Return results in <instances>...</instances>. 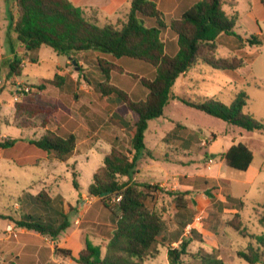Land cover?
Wrapping results in <instances>:
<instances>
[{
  "label": "rangeland",
  "instance_id": "rangeland-1",
  "mask_svg": "<svg viewBox=\"0 0 264 264\" xmlns=\"http://www.w3.org/2000/svg\"><path fill=\"white\" fill-rule=\"evenodd\" d=\"M92 1L86 0L88 3L80 7L87 18H95L100 24H115L127 18L130 0H121L122 6L117 8V13L109 11L110 0ZM154 1L169 22L181 14L188 0L180 1L173 13V0ZM8 6V1L0 0V143L14 139L15 144L5 149L0 146V264H78L57 250H70L72 256L78 258L88 240L105 253L114 225L110 212L98 198L89 195L88 187L112 147L124 152L132 149L130 132L117 124L116 114L131 123L137 119L124 104H113L96 91L95 83L101 78L100 60L121 69L111 72V84L135 101L144 100L148 93L139 78L153 79L155 68L140 60L115 59L97 51L77 54L73 60L47 46L33 53L18 46L23 74L10 77V43L17 45L18 41L16 33L9 28ZM226 9L231 12L233 8L226 5ZM239 23L236 30L241 34H248V37L253 34L251 30L239 27ZM260 27L262 46L248 51H244L245 47L241 48L237 40L234 42L232 36H222L218 40V58L242 56L245 52L252 56L239 70L240 77L236 74V79L230 71L202 64L180 77L173 92L196 101L218 99L230 105L235 95L244 90L249 96L245 111L264 122V23ZM162 39L167 43L168 51L175 50L177 37L172 32L164 31ZM56 75L71 78L73 82L67 80L62 88L50 85L40 89L44 80H52ZM20 83L31 90L22 95L20 101H15ZM32 100L49 107L51 114L33 118L19 116L15 104ZM45 127L62 136L75 134L76 150L67 162L40 152L31 144L46 134ZM145 142L147 150L139 160L135 178L158 184L165 190L190 191L188 198L194 199L187 210L181 211L192 219L184 230L186 236H191L193 229L198 234L194 235L189 248L196 252L203 247L221 257L225 264H249L238 258L237 253L245 251L250 244L256 247L258 244L229 226L236 209L221 207L218 202L228 205V195L241 200L240 212L247 232L264 236V225L260 222V217L264 216V130H243L175 100L166 106L164 116L149 122ZM239 142L245 143L253 152V162L247 171L228 167L224 158L229 147ZM74 178L79 189L73 186ZM206 189L211 191L212 197L206 195ZM42 191L52 198V203L47 207L38 203L36 209L46 216H55L63 207L71 222L57 239L33 230L23 232L16 224L22 213L30 210V205H23L20 198L27 192L37 195ZM154 203L165 217L169 230L175 231L180 220L173 198L160 192ZM259 249L263 251V248ZM262 259L264 261V256ZM146 264H172L167 248L158 246V253Z\"/></svg>",
  "mask_w": 264,
  "mask_h": 264
},
{
  "label": "trees",
  "instance_id": "trees-1",
  "mask_svg": "<svg viewBox=\"0 0 264 264\" xmlns=\"http://www.w3.org/2000/svg\"><path fill=\"white\" fill-rule=\"evenodd\" d=\"M6 1L9 3V28L16 33L18 41L17 45H12L14 56L8 64L10 77H21L23 74L22 61L16 49L18 46L27 53L47 46L73 60L77 54L97 51L115 59L128 57L140 60L155 68L153 79L139 78L148 93L144 100L135 101L128 93L111 84V72L121 69L116 64L100 60L101 78L95 83L96 91L113 104H124L137 117L131 123L119 113L116 114L117 124L130 132L132 149L124 152L112 147L105 154L103 164L94 173L88 187L89 195L98 198L110 212V220L114 225L105 253L88 240L78 258L73 257L70 250L58 249V253L74 259L78 264H146L158 253V246H163L167 248L172 264H225L221 257L203 247L196 252L189 248L195 239L194 235L198 234L193 229L192 235L186 236L184 230L192 223V219L181 211L187 210L189 202L194 201L193 197L188 198L191 192L165 190L158 184L138 181L135 174L139 160L147 150L145 138L149 122L164 116L165 108L171 101L179 100L249 132L264 130V122L245 111L249 96L244 90L235 95L230 105L218 99L196 101L173 92L176 81L199 65L206 64L214 69L234 72L248 64L252 56L246 52L242 56L218 58L216 53L220 37L234 36L241 48L262 46V35L243 37L236 32L240 14L233 9L230 12L226 5L234 8L237 0H195L169 22L154 0H130L127 18L115 24H100L95 18L85 17L80 7L71 0ZM262 3L264 5V0ZM167 30L177 37L174 51H168V45L162 39V33ZM67 80L73 82L71 78L56 75L52 80H44L39 87L45 89L51 85L62 88ZM15 109L19 116L28 118L51 114L49 107L38 105L34 100L16 103ZM46 130V134L31 141V144L53 154L59 161L67 162L76 150V136L71 133L62 136ZM14 144L15 140H12L2 142L0 146L5 149ZM224 158L228 167L247 171L253 162V152L245 143L239 142L228 149ZM73 186L79 189L75 178ZM160 192L172 197L178 209L176 216L180 222L175 231L169 230L165 217L155 207L154 202ZM205 193L209 197L213 196L209 189ZM227 200L228 205L223 202H218V205L236 209L229 226L242 237L252 238L258 244L257 247L250 244L245 251H238V258L249 264H264V236L247 232L240 212L243 207L241 200L231 195L227 196ZM20 202L30 205V210L22 213L21 219L16 221L19 228L57 239L71 225L63 207L56 211L55 216H46L36 209L38 203L45 207L51 205L52 198L45 191L37 195L27 192ZM260 222L264 225V216L260 217ZM259 248H263V251Z\"/></svg>",
  "mask_w": 264,
  "mask_h": 264
},
{
  "label": "crops",
  "instance_id": "crops-1",
  "mask_svg": "<svg viewBox=\"0 0 264 264\" xmlns=\"http://www.w3.org/2000/svg\"><path fill=\"white\" fill-rule=\"evenodd\" d=\"M180 1H186V0H173V2H172L173 9H171L172 13L179 6ZM71 2L77 7H81V5H85L88 3V2H86V0H71ZM194 2H193V0H188L187 2H185L184 3L185 4L184 10L187 9L188 7H190ZM129 4L130 3H128V5ZM119 6H122L121 0H110L108 3V9L111 13H117V8H120ZM126 6H127V4L125 3V7ZM233 10L240 14L241 20H240L239 24H241V26L239 25V27H245L246 29L251 30V32L253 33L252 35H254V34L262 35V29L260 27V24L264 23V5L262 3V0H237L236 5L234 6ZM236 32L238 34L242 35L243 37H248V34L243 35L238 30H236ZM232 37L235 38L234 36H232ZM235 40H236V38L234 39V42H235ZM12 45L15 46L16 44L11 41V43H10L11 51H12ZM233 47H235V46H233ZM250 49L251 48L246 46L243 50L248 51ZM11 56L13 57L14 54L12 53ZM12 57H10V58H12ZM0 59H2L1 54H0ZM239 70L234 71V72H230V73L233 74V76L237 79L238 77L236 74H239V77H240V71ZM71 134H74V133H71ZM232 145H234V144H232ZM39 150H40V152H43V153L45 152L42 149H39ZM45 153H47V152H45ZM8 226L11 227L10 225H8ZM21 229L23 232L26 230L25 228H21Z\"/></svg>",
  "mask_w": 264,
  "mask_h": 264
},
{
  "label": "built area",
  "instance_id": "built-area-1",
  "mask_svg": "<svg viewBox=\"0 0 264 264\" xmlns=\"http://www.w3.org/2000/svg\"><path fill=\"white\" fill-rule=\"evenodd\" d=\"M30 87L29 86H26L25 84L23 83H20L17 85V89H16V95L14 96V100L15 101H20L21 100V96L25 95L26 93H29L30 92ZM21 93V94H20ZM0 158H1V152H0Z\"/></svg>",
  "mask_w": 264,
  "mask_h": 264
},
{
  "label": "water",
  "instance_id": "water-1",
  "mask_svg": "<svg viewBox=\"0 0 264 264\" xmlns=\"http://www.w3.org/2000/svg\"><path fill=\"white\" fill-rule=\"evenodd\" d=\"M74 63H76V62H74Z\"/></svg>",
  "mask_w": 264,
  "mask_h": 264
}]
</instances>
